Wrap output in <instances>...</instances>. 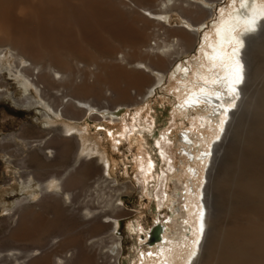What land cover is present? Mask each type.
<instances>
[{
  "label": "bare ground",
  "instance_id": "1",
  "mask_svg": "<svg viewBox=\"0 0 264 264\" xmlns=\"http://www.w3.org/2000/svg\"><path fill=\"white\" fill-rule=\"evenodd\" d=\"M124 1L141 11L143 24L147 19L166 28H174L171 26V13L179 7L181 26L176 27L181 30L180 36L169 42L160 40L162 32L159 29L148 33L145 24L136 27V18L128 20L121 13L106 7L103 0H0V48L10 47L19 61L12 64L0 57V78L6 71L21 89L19 100L12 93L7 94V99L16 107L34 110L42 120V128L46 131L59 130L58 136L65 145L75 140V164L83 158L87 159L85 162L91 161L98 153L97 146L87 141L86 134L77 126L78 121L86 116L93 118L95 111L112 110L132 100L130 91L133 87L139 89L149 82L144 71H149L155 79L145 96L150 94L153 91L151 88L162 84L168 65L190 48L191 37L203 29H210L202 40V51L209 54L205 57L207 61L201 67H195L194 76L195 79L206 78L209 83L206 86L201 83L200 86L218 90L221 98L216 99L213 95L210 98L202 96L201 99L209 101L207 104L215 108L240 99L236 111L230 115L220 144L213 150L204 189V231L193 260L194 264H264V0H249L258 13L254 31L246 30L244 21L233 8L228 7L223 8V17L220 11L216 22L208 24L207 20L219 0H160L156 10L141 9L129 0ZM235 7H239V0ZM190 10L198 11L206 18L192 20ZM229 13L232 14L231 18ZM222 19L228 23L222 25ZM218 28L221 29L219 35ZM260 35L261 40L253 49L255 56L251 57L248 40ZM242 48L244 50L241 52ZM237 63L241 68L242 80L235 84V93L231 94L228 88L234 82ZM184 66L179 64L171 74L172 79L178 80L180 77L184 80L177 83L183 85L176 87L179 91L184 86L188 87V83L193 84L190 70L186 73ZM212 80L217 83H211ZM242 81L243 86L239 87ZM190 90L193 91V86ZM4 93L6 90L0 89V95ZM183 96L179 93L178 98L182 99ZM190 98L192 94L183 101ZM188 106L191 108L195 105ZM220 112V109H215V113ZM121 121L123 126L119 127V132L125 138L131 129L124 119ZM50 135H47L49 140ZM135 141L136 149L141 151L139 139ZM67 147L62 149V155H67ZM139 159L141 162H135L136 167L140 165L146 174L150 173L148 161L144 162L143 155ZM101 160L104 169L109 171V162L103 158ZM68 173L69 169L59 178L50 177L43 184L34 183L30 177L19 180L17 190L21 198L13 202V207L3 208V216L12 215L15 219V209L37 203L39 194L57 196L59 193L70 202L71 194L65 192L62 184ZM147 177L144 175L142 179L147 181ZM99 210L104 214L112 212V215L104 216L105 224H116L114 213L118 210L117 205L111 201L105 202ZM85 211L90 216L88 218L100 213L88 207ZM55 214L56 225L61 223L67 227L68 218L61 216V211L57 209ZM54 225L50 226L51 233L58 227ZM30 235L29 227L18 223L10 235L0 238V261H5L3 264L27 261L28 256H23L21 251L14 248V244L26 242ZM97 241L99 245L106 242L102 239ZM109 241L108 259L113 258L115 263L121 254V243L113 235ZM58 242L60 244L63 239L54 241L55 244ZM158 249L161 264L177 262L175 257L178 256L172 252L174 246L170 251L165 250L164 244ZM35 252L40 251H34V255H37ZM72 257L69 253L56 263L69 262ZM148 260L153 259L149 257ZM182 264H188V261Z\"/></svg>",
  "mask_w": 264,
  "mask_h": 264
},
{
  "label": "rangeland",
  "instance_id": "2",
  "mask_svg": "<svg viewBox=\"0 0 264 264\" xmlns=\"http://www.w3.org/2000/svg\"><path fill=\"white\" fill-rule=\"evenodd\" d=\"M103 1L106 7L121 13L128 20L136 18V27L145 24L148 33H151L153 29H159L162 32L160 40L164 39L169 42L181 34V30L176 27L181 26L179 7L174 8L171 13V26L174 28H166L144 18L143 24L140 16L141 11L124 0ZM129 1L141 9L156 10L160 0ZM231 3L232 0L217 1L216 8L207 23L216 22L220 9ZM190 12L192 20L206 18V15L198 11L190 10ZM206 32H210V29H203L198 35L191 37L190 48L182 57L168 65L166 77L162 84L151 88L153 89L151 95L145 96L155 79L149 71H144L149 82L139 89L133 87V90L130 91L132 100H128L123 106L118 105L112 110L95 111L92 115L93 118L86 116L84 120L78 121L77 126L86 134L87 141L97 146L98 153L91 161L85 162L87 159L83 158L78 164H75L76 141L71 140L65 145L58 136L59 130H45V136L51 134V140L45 150L49 161L45 162V165L50 162L49 172L52 176H60L69 169L62 184L64 183L65 192L71 194V199L69 202L65 196L59 193L57 196L39 194L38 197L39 199L47 198L44 200L49 210L46 212L45 218L54 219L56 217L55 210H60L61 216H66L69 220L67 229L70 232L68 231V233L77 237L75 241L69 235L65 241L55 244L54 241L62 239L61 236L66 231L64 230L61 233H52L51 237L42 243L43 249L39 253L52 257L51 264H57L56 261L69 253L73 257L69 262L63 264H73L75 258L78 259V264H84L86 257L93 259L94 264H108L109 261L110 264H148L149 257L153 259L149 264H158V261L161 264L162 259L157 255L158 248L162 244H164L165 250L169 251L174 246L172 252L178 256L175 257V261H177L175 264L187 263L186 254L192 247V241L196 234L201 236L199 232L200 216L201 214L204 216V189L207 185L213 150L220 144L230 121V115L236 111V105L240 99L239 97L235 102L229 101L223 105L224 108L230 102L233 105L226 114L222 106L215 108L207 103H201L202 105L190 108L188 103L183 101L193 93L190 90L192 86L202 83L201 79H195L194 71L197 66L201 67L207 61L202 51V40ZM260 40L261 35L248 40V53L251 57L255 56V46ZM243 50L244 48L241 52ZM15 55L16 53L8 46L0 48V57H4L12 64L19 62ZM21 61L24 60L21 59ZM179 64H184V68L190 70L193 82V84L188 83V87L184 86L181 91L176 87H183V85L177 84L184 81L183 78L178 77V80L171 78L173 70ZM127 70L129 71L128 68ZM242 86L243 81L239 84V87ZM0 89L6 90V93L0 95V143L4 138L7 139L4 140L7 155L3 156L0 153V207H2L0 208V238H4L10 235L15 228L16 219L18 216L20 217L19 212L22 209H15V219L12 215L3 216L2 210L7 207L6 203H11L9 206L11 208L13 202L21 198L19 190H17V182L26 180L34 172L35 167L31 162V157L35 150L29 149V143L36 140L39 134L42 135V130L38 128H42V120L35 115L34 110L28 111L16 107L7 99V94L12 93L15 99L19 100L21 89L17 81L6 71H4L3 78H0ZM31 91L34 95V91ZM179 93L184 95L182 99L178 98ZM106 94L109 95V93ZM215 109H220L221 112L217 114ZM222 117L224 124L221 129L220 120ZM122 119L131 129L125 138L119 132V127L123 126ZM60 124L62 123L59 122V126H61ZM52 125L55 124L50 126ZM133 126L135 127L133 128ZM22 130H27L26 135L21 134ZM109 132L112 133L111 136ZM162 136L164 139H160ZM14 137L15 140L12 139ZM132 137L133 142H131ZM136 139L140 141L141 151L136 149ZM157 140H160V148L156 147ZM67 145L68 152L65 156V154L62 155V149ZM161 152H163V156H161ZM142 155L144 162L151 159L155 165L150 169V173L146 174L145 170L141 171L140 165L139 167L135 165V162H141L139 158ZM102 158L109 162V171L104 169ZM6 161L8 169H6ZM54 167H60L59 171H55ZM45 174L47 175L46 172ZM144 175L148 176L147 181L142 179ZM118 199L119 201H117ZM110 201L118 206V210L114 213L116 219L114 225L104 223L106 222L104 216L112 215V212L104 214L99 210L100 206L102 207L105 202ZM35 205L37 206V204ZM86 207L100 212L93 216L94 220H91L93 217L88 218L90 216L85 211ZM12 223L13 226H11ZM160 226L162 228L157 229ZM139 228L143 230H139ZM112 235L121 243V254L115 263L113 258L108 259L110 253L107 248L111 245L109 239ZM100 239L106 242L99 245L97 240ZM201 240L202 236L200 243ZM36 245L33 246L36 247ZM31 246L32 244H26L25 248ZM79 248L83 249V259L77 257L81 255L78 251ZM176 250L178 251L176 252ZM75 251L78 253L72 254ZM39 253L35 252L37 255ZM142 254L145 256V260ZM144 261L146 262L144 263ZM3 263L5 261H0V264Z\"/></svg>",
  "mask_w": 264,
  "mask_h": 264
},
{
  "label": "crops",
  "instance_id": "3",
  "mask_svg": "<svg viewBox=\"0 0 264 264\" xmlns=\"http://www.w3.org/2000/svg\"><path fill=\"white\" fill-rule=\"evenodd\" d=\"M38 128H40L42 130L41 131L42 135L40 136V134H39L36 140L31 141L29 143L30 144L29 149L35 150L34 154L31 157V162L35 168L33 169L34 172H32V174L29 173L30 174L29 177L34 180V183L43 184V183L49 181L50 177L59 178L60 176L50 175V172H49L51 169L50 162L48 165H45V162L49 161V158L46 156L47 153H45V148L49 144L48 142L50 140L47 137V135L45 136V134H44L45 129H43L41 127H38ZM26 133H27V130H22V132H21V134L23 136L26 135ZM12 139L15 140V137ZM4 140H7V139L4 138L3 142L0 143V153L3 156H6L7 153H6V150L4 148ZM40 141H42V142H40ZM31 143H33V146H31ZM5 164H6V169H8L7 161ZM59 166H60V164H59ZM54 168H55V171H59L60 167H58V168L54 167ZM45 172L47 173V175L45 174ZM44 199H47V198H44ZM44 199H39V197H38L37 203H32L29 206L23 207L22 210L19 212L20 217L16 219L17 222L15 224V227L19 223V224L28 226L30 231H31L30 238L26 242L19 241V242L14 244L15 248L16 249L19 248L18 250L21 251L23 256H26V255L28 256L27 261L26 260L20 261L17 264H51L52 257H49L47 254H44V253H42V254L40 253L39 255H34V251L38 250L41 252V249H43L42 243L47 238L51 237L52 233H55V232L61 233L64 230H67V227H64V224L59 223L58 225H56L58 222V221H56V218H54V221L45 218V214L49 210L48 209L49 207L45 204L46 201ZM35 204H37V206ZM10 205H11V203L10 204L6 203L7 207H9ZM53 224H55L54 226H58V227H55L56 228L55 231H53L51 233L50 232L51 231L50 226ZM11 226H13V223L11 224ZM59 227H60V229H58ZM48 228H49V232H48ZM14 230H15V228L11 232H13ZM64 235L61 236L63 241H65V239L70 234L68 233V231H64ZM17 236H18V238H20V234L17 233ZM70 237H72V236L70 235ZM26 244H32V246L25 248ZM35 244H37L36 247L33 246ZM78 251H79V254H81V255H78L77 257L83 259L82 258V257H84V256H82L83 255V249L79 248ZM29 252L32 254H30ZM75 252H77V251H75ZM23 256L21 255V258ZM77 260L78 259L75 258V262L73 264H78ZM84 264H94L93 259L86 257L84 259Z\"/></svg>",
  "mask_w": 264,
  "mask_h": 264
},
{
  "label": "snow or ice",
  "instance_id": "4",
  "mask_svg": "<svg viewBox=\"0 0 264 264\" xmlns=\"http://www.w3.org/2000/svg\"><path fill=\"white\" fill-rule=\"evenodd\" d=\"M237 4V0H232V3L230 5H228V8H233L237 14V16L244 21L245 25H246V30L248 31H254L255 30V24H256V16L258 15L257 10L249 4V0H239V7L236 8L235 5ZM222 17L223 14L225 12V9H220ZM229 18H231L232 14L229 13ZM227 21H224L222 19L221 24L225 25L227 24ZM234 30V29H233ZM221 29L218 28L217 29V33L218 35L220 34ZM209 54L206 52L205 56H208ZM186 73L189 71L187 68L183 69ZM242 80V73H241V68L240 65L237 63L236 65V71H235V77H234V82L229 84V93L234 94L235 93V84H238L240 81ZM201 81L203 85H207L209 83V81L204 78L201 77ZM211 83L215 84L217 83L216 80H212ZM205 86H200V85H194L193 86V93H192V98H190L188 101H186V103H188L189 105H195L198 106L201 103H207L209 101H204L201 99L202 96H207V97H211V96H215L216 99H220L221 95L220 92L218 90L215 89H209ZM197 90L199 92V95H197ZM233 105L231 103H229L227 105V107L224 108V112L225 114L227 113L228 109L230 107H232ZM223 124H224V119L223 117L220 120V128H223ZM134 130V129H133ZM127 131V129H126ZM109 135L111 136L112 133L109 132ZM160 139H164V137L162 136ZM170 142V141H169ZM117 143H119V141H117ZM156 147L160 148V140L156 141ZM161 156H163V152H161ZM169 163H171V161H169ZM148 167L154 168L155 165L154 163L151 161V159H149L148 161ZM141 171H143V168H141ZM51 190V188H50ZM204 231V227H203V215L201 214L200 216V228H199V232L203 233ZM200 243V235L196 234L195 239L192 241V247L188 250L187 252V261L188 264H194V260L193 258L196 257L197 255V248L196 246L199 245ZM143 255V254H142ZM149 255H151V253H149Z\"/></svg>",
  "mask_w": 264,
  "mask_h": 264
},
{
  "label": "water",
  "instance_id": "5",
  "mask_svg": "<svg viewBox=\"0 0 264 264\" xmlns=\"http://www.w3.org/2000/svg\"><path fill=\"white\" fill-rule=\"evenodd\" d=\"M158 228L161 229L162 227L160 226V227H157V229H158Z\"/></svg>",
  "mask_w": 264,
  "mask_h": 264
}]
</instances>
